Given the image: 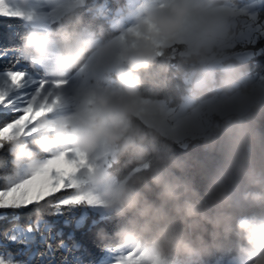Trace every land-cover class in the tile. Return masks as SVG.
Returning a JSON list of instances; mask_svg holds the SVG:
<instances>
[{
	"label": "trees",
	"instance_id": "1",
	"mask_svg": "<svg viewBox=\"0 0 264 264\" xmlns=\"http://www.w3.org/2000/svg\"><path fill=\"white\" fill-rule=\"evenodd\" d=\"M59 1H55V8L42 23L33 24V27L40 30H58L64 25L65 18L71 15L74 23L70 27L88 26L97 38L111 42L113 46L110 56L103 61L98 63L97 58L90 54L64 80L81 74H85L87 78L79 89L60 98L58 111L67 114L77 107L86 111L91 106L86 101L88 96L85 95L90 87L97 84L116 86L118 83L116 71L121 67L126 69V64L122 63L120 57L121 53L129 50L125 47L127 42L129 40L132 42L138 35L146 32L145 8L163 7V0H68L61 4ZM246 1L211 0V8L227 4L238 8ZM258 15L257 21L250 20L255 26H260L261 34L249 41L236 42L222 49L220 54L216 53L218 50L213 46L208 53V57L215 54V60L212 61L208 59L207 62L201 63L195 58L187 57L185 47L158 46L157 52L154 53L155 58L146 69L138 73L141 80L138 100L150 104L159 103L167 111L174 113L185 102L192 101V105L188 107L191 109L211 97L223 98L234 93L248 92L256 79L264 76V10ZM27 28L22 20L0 17V46H19ZM239 30L241 27L237 26V31ZM11 60V56L0 60V68L8 67ZM18 67L32 66L25 61ZM201 78L202 84L199 83ZM226 79L231 80L227 87L224 84ZM4 119L6 117L0 115V123ZM213 120L214 125L205 136L181 142L160 129L161 124L154 123L137 107L133 122L144 134L143 143L148 147V152L142 158L134 151L119 154L117 149L101 143L91 152L90 157L97 163V171L107 172L115 183L127 181L143 199L165 215L162 223L168 224L196 243V234L182 220V214L178 213L176 208L188 200L206 211H215L216 206L211 200L213 182L219 172L232 162H235L231 169L233 179L229 184L235 201L232 213L237 217L264 213V206L239 200V192L243 190L244 181L237 172V168L243 166L264 175V98L259 99L243 115H233L230 118L215 116ZM0 159L4 162L3 166H0V178L4 179L0 182L6 183V177L12 171L7 146L0 151ZM171 160L183 162V167H174ZM154 176H161L162 182L155 183ZM164 183L185 189L179 200L164 196ZM75 191L86 197L83 205L93 209L99 216L101 223L96 228L87 232L65 226L63 221L68 213L65 212L63 216L53 215L51 213L55 210L50 206H44L39 211L35 205L15 212L0 210L4 213L0 216V253H11L17 259L24 260L32 256L35 264H39L41 260L46 264H65L66 261L68 264H75L76 258H81L88 264L89 261L98 260L102 255L96 247L98 246L106 257L104 264H131V252L136 248L122 244L117 233L123 227H132L133 214L120 216L109 211L99 190L92 184L78 185ZM63 194L61 192L55 195L60 197ZM37 214L44 224L51 226L50 232H43L44 241L40 240L39 234L30 246L11 242L6 238L13 226L14 216L15 222L26 226L36 219ZM93 218L90 216L89 222ZM157 226L159 225H155L152 231L147 232L137 228L143 243L151 242ZM58 232L61 234L57 235ZM69 233L73 234L72 237ZM204 239L209 247L198 257L189 259L182 254L174 253L169 257L170 264H223L231 256H237L238 241L235 236L221 238L219 246H211V239L206 233ZM61 240L67 245V250L59 247ZM49 243L54 249L52 253L47 249ZM77 243L81 245L80 248L76 247Z\"/></svg>",
	"mask_w": 264,
	"mask_h": 264
},
{
	"label": "clouds",
	"instance_id": "2",
	"mask_svg": "<svg viewBox=\"0 0 264 264\" xmlns=\"http://www.w3.org/2000/svg\"><path fill=\"white\" fill-rule=\"evenodd\" d=\"M4 2L23 13L21 19L28 26L18 46L19 56L40 67L49 81H64L90 54L99 63L112 52V43L97 38L90 27H70L74 23L71 15L65 18L64 25L58 30H40L33 27L34 0ZM144 15L148 39L121 53L120 59L126 64V69L121 67L116 71V86L97 84L90 87L85 95L93 102L86 111L77 107L71 114H65L58 111V106L39 122V130L30 137H17L8 142L12 171L7 177L14 179L38 165L42 158L71 148L92 152L104 143L117 149L119 154L134 151L142 158L148 152L143 143L145 136L133 121L141 84L138 73L155 58L154 45H171L185 25L191 24L196 39L186 51V56L205 63L216 35L227 21L211 8V0H163V7H147ZM199 83H203L202 78ZM224 84L229 86L231 80L226 79ZM170 162L174 167H183L181 161ZM3 163L0 159V166ZM234 163L222 169L213 182L211 200L216 206L215 211H206L188 200L176 208L182 214V220L196 234V243L162 223L165 215L143 199L127 181L115 183L107 172L98 171L90 177V182L99 190L109 211L120 216L133 214L132 227L121 228L117 236L122 244L136 248L140 264H170L169 257L174 253L189 259L198 257L209 247L204 239L205 233L211 239V246H219L221 238L235 236L239 264H264V213L237 217L231 211L235 201L229 184L233 179L231 169ZM237 172L244 181L239 200L264 206V175L243 166H239ZM153 180L160 184L162 177L154 176ZM257 188L258 191L253 190ZM183 191L185 189L180 186L164 183V196L169 199L179 200ZM155 225L159 226L155 228L151 242L143 243L137 228L147 232L152 231Z\"/></svg>",
	"mask_w": 264,
	"mask_h": 264
},
{
	"label": "snow or ice",
	"instance_id": "3",
	"mask_svg": "<svg viewBox=\"0 0 264 264\" xmlns=\"http://www.w3.org/2000/svg\"><path fill=\"white\" fill-rule=\"evenodd\" d=\"M0 17L16 18L22 20L23 13L12 9L0 0ZM12 57L10 65L0 68V115L6 117L0 123V151L4 150L8 142L17 137H30L38 131L37 125L46 116L53 113L60 104L57 89L63 82L49 81L40 67L30 64L31 68L18 67L25 62L18 54V46H0V60ZM75 157L68 152L48 155L41 162L16 178L6 177V183L0 182V210H21L29 206H37V211L44 206H50L55 211L51 214L63 216L68 213L63 223L75 230L90 232L100 223L99 216L90 207L83 205L85 196L78 194ZM4 178H0L3 180ZM67 190H71L70 192ZM64 194L56 197V193ZM52 198V199H48ZM43 202V203H42ZM4 215L0 212V216ZM94 217L89 222V217ZM43 224V230H42ZM44 231H51V226L42 222L39 214L34 221L26 226L14 222L6 238L11 242L30 246L37 239L44 241ZM61 233L58 232L57 235ZM72 233L69 236L72 237ZM59 247L67 250L63 240ZM80 248L79 243L76 244ZM98 260L89 261L88 264H104V253ZM49 253L54 251L52 244H47ZM0 264H35L32 256L27 260L17 259L13 254L0 253ZM39 264H46L41 260ZM65 264H68L66 261ZM75 264H85L81 258L75 259Z\"/></svg>",
	"mask_w": 264,
	"mask_h": 264
},
{
	"label": "rangeland",
	"instance_id": "4",
	"mask_svg": "<svg viewBox=\"0 0 264 264\" xmlns=\"http://www.w3.org/2000/svg\"><path fill=\"white\" fill-rule=\"evenodd\" d=\"M55 1L56 0H34L33 12L35 15V25L41 24L44 18L48 17L49 12L55 8ZM64 1L68 0H60L59 4L64 3ZM212 9L216 13L224 16L227 21L226 25L219 30L213 43V46L218 50L216 51L217 54H220L222 49L230 47L236 42L249 41L253 39L254 36L261 34L259 30L260 26H255L252 20L257 21L259 17L258 13L264 10V0H247L238 8H234L230 4H227ZM237 26L238 28L240 26L241 30L237 31ZM249 26L252 28H249ZM145 39H148L147 32L141 33L132 40V42L129 40L125 47L129 49L134 48L139 41ZM195 39L196 35L192 25L186 24L171 45L179 48L185 47V49L188 50L195 42ZM171 45H169V47ZM158 46L164 45L155 44V53L157 52ZM214 56L215 54L213 53L208 59L211 61L213 59L215 60ZM241 58L243 59L244 56ZM209 65H211V63ZM86 81L87 78L85 74L76 75L69 80L61 81L63 83L57 89V94L61 98L62 95L69 94L75 89H79ZM261 98H264V76L258 77L248 92L234 93L223 98L211 97L201 101L197 106L191 109H188V107L192 105V101L185 102L181 105L180 109L174 113L167 111L159 103L150 104L138 100L137 107L143 110L144 114L154 123L161 124L162 127H160V129L165 130V132L174 139L183 142L191 138L205 136L214 125L213 119L215 116L219 118H230L233 117V115H243V113ZM86 101L88 104H92L93 102L89 97ZM64 152H68L71 156L75 157L79 165L76 169L78 185H84L85 183L92 184L90 182V177L96 173L97 163L90 157L91 152H83L79 148H71ZM131 255V264H140L139 253L136 249L131 252ZM223 264H239V261L237 256L233 255Z\"/></svg>",
	"mask_w": 264,
	"mask_h": 264
}]
</instances>
